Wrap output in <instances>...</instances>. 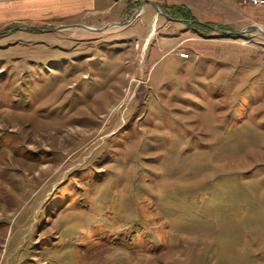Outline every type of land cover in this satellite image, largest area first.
I'll return each instance as SVG.
<instances>
[{
	"label": "rangeland",
	"instance_id": "374dc122",
	"mask_svg": "<svg viewBox=\"0 0 264 264\" xmlns=\"http://www.w3.org/2000/svg\"><path fill=\"white\" fill-rule=\"evenodd\" d=\"M82 7L0 0V264H264L258 34L84 37Z\"/></svg>",
	"mask_w": 264,
	"mask_h": 264
},
{
	"label": "crops",
	"instance_id": "0c3cea01",
	"mask_svg": "<svg viewBox=\"0 0 264 264\" xmlns=\"http://www.w3.org/2000/svg\"><path fill=\"white\" fill-rule=\"evenodd\" d=\"M240 1L208 0L210 6L204 15L206 18L204 21L195 18L191 8L187 11L193 20L207 24L209 30L230 33L249 32L251 35L255 32L258 34V39L262 40L257 44L264 45V5H242ZM81 2L83 5L82 20L78 26L80 36L97 35L111 29L122 28L117 33L126 32L125 37L136 42L146 32V36L142 38L144 43L149 34L156 30L158 24L166 21V17L161 16L155 6L163 12L164 10L170 12L173 8L180 7L186 9L180 0H103L98 4H95L94 0H81ZM175 19L174 21L168 20L174 25L183 22L182 19ZM125 22V25L105 28L109 24H124ZM212 42L215 43L213 40Z\"/></svg>",
	"mask_w": 264,
	"mask_h": 264
},
{
	"label": "trees",
	"instance_id": "16d2710c",
	"mask_svg": "<svg viewBox=\"0 0 264 264\" xmlns=\"http://www.w3.org/2000/svg\"><path fill=\"white\" fill-rule=\"evenodd\" d=\"M173 10H174V12L178 13L179 19L188 21L189 23H191V25L196 24L195 23L196 21L193 20V18L190 16L189 12L186 9L180 7V8H173ZM200 27H201V29H203V28L210 29L209 26H207L206 24L200 25ZM233 38L236 39V38H238V36H233Z\"/></svg>",
	"mask_w": 264,
	"mask_h": 264
},
{
	"label": "water",
	"instance_id": "95a60500",
	"mask_svg": "<svg viewBox=\"0 0 264 264\" xmlns=\"http://www.w3.org/2000/svg\"><path fill=\"white\" fill-rule=\"evenodd\" d=\"M155 8H156V10H157V12H158L159 14H161V15H163V16H167L163 11L159 10L156 6H155ZM118 25H122V24H109V25L105 26V28H106V27H110V26H118ZM105 28H104V29H105ZM217 31L223 33L224 35H230V36L232 35V36H238V37H239L240 34H242V32H238V33H230V32H223V31H220V30H217Z\"/></svg>",
	"mask_w": 264,
	"mask_h": 264
},
{
	"label": "built area",
	"instance_id": "2783aa9c",
	"mask_svg": "<svg viewBox=\"0 0 264 264\" xmlns=\"http://www.w3.org/2000/svg\"><path fill=\"white\" fill-rule=\"evenodd\" d=\"M242 5H250V6H258V5H264V0H241L240 1ZM182 57L186 56L183 54H180Z\"/></svg>",
	"mask_w": 264,
	"mask_h": 264
},
{
	"label": "flooded vegetation",
	"instance_id": "af4514ba",
	"mask_svg": "<svg viewBox=\"0 0 264 264\" xmlns=\"http://www.w3.org/2000/svg\"><path fill=\"white\" fill-rule=\"evenodd\" d=\"M165 13V12H164ZM166 15L167 16H164V17H167L169 20H172V21H174V20H176L174 17H171V16H169L167 13H166ZM161 16H163V15H161ZM126 24V22L124 23V24H122V25H125ZM126 38V37H125ZM126 40H132L131 38H126Z\"/></svg>",
	"mask_w": 264,
	"mask_h": 264
}]
</instances>
